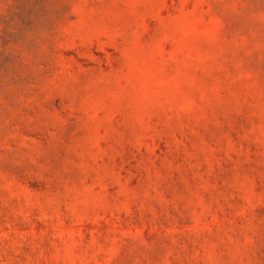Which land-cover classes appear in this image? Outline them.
I'll use <instances>...</instances> for the list:
<instances>
[{"label": "rangeland", "instance_id": "1", "mask_svg": "<svg viewBox=\"0 0 264 264\" xmlns=\"http://www.w3.org/2000/svg\"><path fill=\"white\" fill-rule=\"evenodd\" d=\"M0 264H264V0H0Z\"/></svg>", "mask_w": 264, "mask_h": 264}]
</instances>
